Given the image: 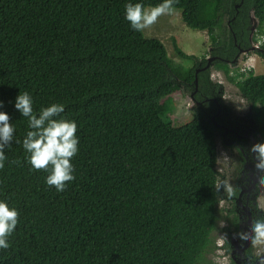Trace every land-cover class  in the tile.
<instances>
[{
    "label": "trees",
    "instance_id": "1",
    "mask_svg": "<svg viewBox=\"0 0 264 264\" xmlns=\"http://www.w3.org/2000/svg\"><path fill=\"white\" fill-rule=\"evenodd\" d=\"M124 4L0 0V107L15 126L0 167V199L18 211L0 264H209L219 222L229 223L226 233L237 226L236 194L222 193L218 183L223 129L211 119L215 102L203 98L219 103L215 122L241 128L252 119L264 137V73L239 71L233 61L251 42L264 60V41L256 38L264 34V0H176L185 24L206 30L213 67L246 102L242 116L230 110L209 68L200 70L192 100L201 103L189 124L177 122L172 94L194 89L206 56L174 42L179 56L193 59L182 66L160 39L129 26ZM251 15L258 22L252 35ZM18 91L29 92L34 110L63 103L59 115L77 124L75 178L63 191L45 183L44 170L31 169L16 142L27 128L13 107ZM261 180L264 215V172ZM224 199L226 214L218 207Z\"/></svg>",
    "mask_w": 264,
    "mask_h": 264
},
{
    "label": "clouds",
    "instance_id": "2",
    "mask_svg": "<svg viewBox=\"0 0 264 264\" xmlns=\"http://www.w3.org/2000/svg\"><path fill=\"white\" fill-rule=\"evenodd\" d=\"M175 3L176 0H159L145 7L141 0H125L124 19L133 30L142 31L156 23L161 15L171 14ZM2 104L3 101H0ZM13 107L19 115L27 118L25 134L22 140H16L25 150L26 161L31 169L44 170L47 185L54 186L58 192L63 191L67 186L65 182L75 178L71 163V158L78 151L79 137L76 135L75 120L59 115L65 107L59 102L40 105L34 110L33 98L28 91H18ZM14 131L15 126L10 123L9 114L0 107V167H3L6 159L5 149L14 139ZM251 152L257 160L256 170L264 172V143L255 145ZM17 217V209L0 199V248L9 247L7 238L17 225ZM249 236L254 241H264V218L252 220L250 234H240L239 239L247 240ZM258 264H264V257L260 258Z\"/></svg>",
    "mask_w": 264,
    "mask_h": 264
},
{
    "label": "flooded vegetation",
    "instance_id": "3",
    "mask_svg": "<svg viewBox=\"0 0 264 264\" xmlns=\"http://www.w3.org/2000/svg\"><path fill=\"white\" fill-rule=\"evenodd\" d=\"M205 64L196 68V70H198H195V75H197L196 73L198 71L206 68H209L210 73V67L213 66L212 61L207 67H205ZM197 85L190 91V95H193L197 90ZM219 86L220 88L218 91H221V84ZM203 100H211L215 102L216 111L211 114V119L214 124L223 129L220 133L219 140L221 139L224 145H229L230 148L233 149H227L229 156L226 157L228 160L230 159V161H233V159L236 160L234 165H231V163L227 164L231 178L227 193L236 194L235 196L233 195V199L235 200L237 226L233 227V225H231V228L228 229V232L226 233L225 231H222L221 228H224L229 223L225 218L222 219L223 226L219 229L222 235L219 240L214 239L212 251L206 256L210 259L209 264H258L260 258L264 257V241H254L251 236H249L247 240H240L239 235L245 233L250 234L252 220L256 218H264L263 206H260L257 202L258 194L260 190L263 189L261 180L262 172L256 170L257 160L251 152V149L255 145L260 144L262 137L257 130H255V125H253L252 119H250L251 126L244 125L241 128L227 127L224 124L215 122V117L220 114L221 110L219 103L212 96H205ZM200 103L201 100L195 101L194 104ZM239 139L245 140L244 147L240 146L238 142ZM237 147L239 149H237ZM225 201L226 200L224 199V202ZM242 205L248 209L249 215H247ZM218 207L219 210H223L222 214L227 213L225 207H220L219 204ZM248 218L250 219V223Z\"/></svg>",
    "mask_w": 264,
    "mask_h": 264
},
{
    "label": "rangeland",
    "instance_id": "4",
    "mask_svg": "<svg viewBox=\"0 0 264 264\" xmlns=\"http://www.w3.org/2000/svg\"><path fill=\"white\" fill-rule=\"evenodd\" d=\"M251 24H253V22L250 23V30L253 31V34L255 33V28L253 27L251 29ZM142 32L147 37H156L160 39L169 56L186 68L193 65V59L179 56L175 50L174 42L183 50V52L188 55H193L195 58L209 56L210 41L208 40L206 30L194 29L187 26L182 20L180 9L178 8H175L171 14L161 15L158 17L156 23L149 28L142 30ZM256 38L262 40L264 34H257ZM254 49L255 48H251L247 52H242L238 55L235 69L243 71L251 68L254 73H264V60L254 52ZM210 78L212 81L221 84V98L226 105L230 107V110L237 114H241L242 116L245 111L246 102L241 98L238 88L225 78V75L221 70H217L213 66L210 67ZM172 99L173 114L175 118H177V122L180 124H189L192 120V109L195 103V101L190 98V93L184 89L176 90L172 94ZM261 143H264V137L261 138L260 144ZM227 149L228 148L225 147L221 139L219 140L218 137L216 148L217 169L220 172L218 183L223 185L222 193L227 192L231 181L229 174L230 170H228L227 164L231 163V165H234L236 162L235 159H233V161H230V159L228 160L226 157L229 156ZM226 202L221 200L219 206L226 208ZM257 202L260 206H263V189H261L258 194ZM222 226L223 221L220 222L219 228ZM221 235L220 230H217L214 239L219 240Z\"/></svg>",
    "mask_w": 264,
    "mask_h": 264
},
{
    "label": "water",
    "instance_id": "5",
    "mask_svg": "<svg viewBox=\"0 0 264 264\" xmlns=\"http://www.w3.org/2000/svg\"><path fill=\"white\" fill-rule=\"evenodd\" d=\"M251 22H253V24H251V29L254 27L255 28V26H256V24L258 23L257 22V19L253 16V15H251ZM255 23V24H254ZM252 32L253 31H251L250 32V35H252ZM251 48H257V46L254 44V43H252L251 42V46H250V48H247V49H242V48H239V50H238V53H237V56H235L234 58H233V61H236V59H237V57H238V55L240 54V53H242V52H247L249 49H251ZM207 58V63L205 64V67H207V66H209L210 65V63H211V61L213 60V58L214 57H212V56H208V57H206ZM198 70V69H197ZM196 70V71H197ZM194 84H195V86L197 85V76L195 75V77H194ZM239 90V89H238ZM190 98L192 99V95H190ZM243 206V209L245 210V212L247 213V215H249V211H248V209L244 206V205H242ZM248 220H249V223H250V219L248 218Z\"/></svg>",
    "mask_w": 264,
    "mask_h": 264
},
{
    "label": "built area",
    "instance_id": "6",
    "mask_svg": "<svg viewBox=\"0 0 264 264\" xmlns=\"http://www.w3.org/2000/svg\"><path fill=\"white\" fill-rule=\"evenodd\" d=\"M261 41H264V38H262V40L258 41V44L261 43Z\"/></svg>",
    "mask_w": 264,
    "mask_h": 264
}]
</instances>
